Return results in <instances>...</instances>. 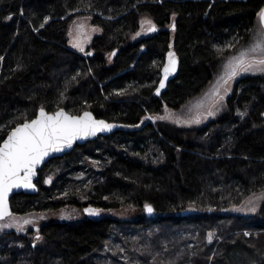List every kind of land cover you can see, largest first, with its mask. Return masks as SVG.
Returning a JSON list of instances; mask_svg holds the SVG:
<instances>
[{
  "label": "trees",
  "instance_id": "obj_1",
  "mask_svg": "<svg viewBox=\"0 0 264 264\" xmlns=\"http://www.w3.org/2000/svg\"><path fill=\"white\" fill-rule=\"evenodd\" d=\"M263 7L0 0V142L41 107L132 126L75 143L38 170L34 193L11 196L15 214L66 205L100 214L1 232L0 264H264V200L253 214L222 212L264 192V73L241 76L207 122L160 119L209 86L249 42ZM79 15L101 29L83 51L68 46ZM143 17L156 30L132 39ZM170 50L176 71L156 95ZM122 208L137 215L111 214Z\"/></svg>",
  "mask_w": 264,
  "mask_h": 264
},
{
  "label": "snow or ice",
  "instance_id": "obj_2",
  "mask_svg": "<svg viewBox=\"0 0 264 264\" xmlns=\"http://www.w3.org/2000/svg\"><path fill=\"white\" fill-rule=\"evenodd\" d=\"M260 24L264 25V9L258 13ZM148 31H155V25L147 21ZM43 27V25H41ZM173 29L175 25H172ZM140 33H137L139 35ZM74 46L83 51L80 43ZM168 64L164 66V80L168 78L170 72L175 71L174 53H169ZM224 73L219 78L217 85L210 94L212 105L217 99L223 100L220 95V84H228L240 72L264 71V28H261L259 38L247 50H242L237 56L232 57L223 66ZM164 80L160 82V88L164 87ZM160 89H157L159 94ZM225 94L228 89L225 88ZM210 107L207 115H213ZM202 113H197L192 118V122L199 123ZM170 116L160 117V119H169ZM113 125L106 124L103 120L97 121L90 112H84L83 115H70L64 109H59L49 114L43 107L39 110V115L30 122L14 128L7 139L0 144V219L10 216L8 210L7 198L9 192L15 188L23 186L25 188L34 187L32 177L35 175V169L45 157L52 152H59L65 146L71 147L73 141L78 138L93 136L98 131L110 129ZM251 203V201H250ZM146 208L152 211L151 206ZM85 211H97L89 210ZM255 211V206L251 208ZM31 223L30 220H24V224ZM247 235V233H246ZM211 238V237H210Z\"/></svg>",
  "mask_w": 264,
  "mask_h": 264
},
{
  "label": "rangeland",
  "instance_id": "obj_3",
  "mask_svg": "<svg viewBox=\"0 0 264 264\" xmlns=\"http://www.w3.org/2000/svg\"><path fill=\"white\" fill-rule=\"evenodd\" d=\"M147 21H151L148 17H143L140 21V29L136 32L132 39H138L143 36H147L153 31H148V23ZM257 24L254 27L252 37L250 38L249 42L239 48V50L232 56H230L223 64V66L234 56H237L242 50H247L256 40L259 38V33L261 28H264L262 24L259 22V17L257 20ZM152 22V21H151ZM101 33V29L93 24H91V18L87 15H79L76 16L68 31V46L72 49L79 50V47L74 46L77 43H80L83 48H85L92 38ZM137 33H140L137 35ZM171 50L168 52V54ZM175 59V58H174ZM169 57L165 65L168 64ZM164 65V66H165ZM222 66L221 72L217 75L213 81L209 84V86L197 97L193 100L188 102L184 105L181 109L177 111H170L166 110L161 116L166 117L170 116L169 120L184 124L190 125L195 124L192 122V118L197 115V113H202L200 118V122L196 124H202L204 122L209 121L210 119L214 118L223 108L225 101L228 98V95L232 93L234 86L238 79L241 76L255 74V73H264V71H247V72H240L235 78L228 82V84H220V95L224 98L223 100L217 99L215 105H212V100L210 94L213 91V88L217 85L219 78L224 73V67ZM164 68V67H163ZM163 72V71H162ZM225 88L228 89L227 93L225 94ZM212 108L214 112L213 115H207V111L209 108ZM153 121L155 117L152 116L151 118ZM50 180V179H49ZM264 200V192H257L249 195L246 197L239 205H233L228 208L223 209V213L225 214H253L258 209L259 205ZM251 201V203H250ZM255 206V211H251V208ZM84 206L76 207V206H63L56 210H46V211H30L23 214H15L11 213L10 216H6L3 219H0V233L4 231H13L15 233H26V232H36L39 226L43 223L50 222V221H57V220H78L79 218L86 215L83 210ZM91 212V211H90ZM136 211H133L129 208H122L117 209L111 212L112 215L119 216V217H133L136 214ZM103 214V213H102ZM24 220H30L31 223L24 224ZM211 239L214 238V235H209ZM209 238V237H208ZM210 239V240H211ZM209 240V241H210Z\"/></svg>",
  "mask_w": 264,
  "mask_h": 264
},
{
  "label": "water",
  "instance_id": "obj_4",
  "mask_svg": "<svg viewBox=\"0 0 264 264\" xmlns=\"http://www.w3.org/2000/svg\"><path fill=\"white\" fill-rule=\"evenodd\" d=\"M263 9H264V7H263ZM263 27H264V25H263ZM175 71H176V64H175ZM175 71L170 72V74L168 75V78H167L166 80H164V73L162 74L161 80H164V87H165L167 81L173 76V74L175 73ZM161 80H160V82H161ZM160 82H159V86H158V88L160 89L159 94H160V92L164 89V87H163V88H160ZM159 94H157V90H156V95H159ZM60 109H61V108H60ZM57 110H59V109H57ZM57 110H55V111H53V112H48V113L51 114V113L56 112ZM64 111L67 112V113H69V112L66 111L65 109H64ZM46 112H47V111H46ZM84 112H90V113L92 114V117H93L95 120H97V121L103 120L106 124L113 125V127L110 128V129H107V128H106V129H104V130H102V131H98V132H97L95 135H93V136H87V137L78 138V139H76L75 141H73L71 147H67V146H65L61 151H59V152H52V153H50L47 157H45L44 160H43L40 164H38V165L36 166V169H35V175L32 177V185H34V187H28V188H25V187H23V186L15 187V188H13V189L9 192V194H8V198H7V205H8V210H9L10 213H12L11 208H10V202H9L11 196H12L13 194H15V193H19V192H24V193H34V192L36 191L35 180H36V178H37V172H38L39 169H41V168L43 167V165H44L45 163L48 162L49 159H51V158H53V157H59V156H62L63 154L69 152V151L71 150L72 146H73L75 143L82 144V143H84V142H86V141H88V140H92V139H94L98 134H108V133H111V132H113V131H115V130H117V129H130V128H132V126H128V125L120 124V123H115V122H109V121L105 120L104 118L96 117L91 111H83V112H81L80 114H71V113H69V114H70V115H83ZM38 115H39V110L37 111V113L35 114V116L32 117L31 119H29V120H25V121H23V122H21V123L16 124L12 129H10V130L7 132L6 136L3 138V140L0 142V144H2L3 141H4L5 139H7L8 135L11 133V131H12L14 128H16L17 126L23 124V123L26 122V121H29V122H30L32 119H35ZM143 122H144V121H142L140 125H142ZM146 210H147V208H146ZM147 211H148V210H147ZM147 213H149V211H148ZM5 217H6V216H5ZM5 217H3V218H5ZM3 218H2V219H3ZM209 235H210V232L208 233V237H209ZM210 239H211V238H208V240H210Z\"/></svg>",
  "mask_w": 264,
  "mask_h": 264
},
{
  "label": "flooded vegetation",
  "instance_id": "obj_5",
  "mask_svg": "<svg viewBox=\"0 0 264 264\" xmlns=\"http://www.w3.org/2000/svg\"><path fill=\"white\" fill-rule=\"evenodd\" d=\"M90 208H91V206H88V207H87V205L84 206L83 210H84V212L86 213V215L90 216V215L92 214V212H93V213L96 212V213L100 214V212H98V211H92V212H90V211H85L86 209L92 210V209H90ZM102 213H103V212H102ZM103 214H105V213H103Z\"/></svg>",
  "mask_w": 264,
  "mask_h": 264
},
{
  "label": "bare ground",
  "instance_id": "obj_6",
  "mask_svg": "<svg viewBox=\"0 0 264 264\" xmlns=\"http://www.w3.org/2000/svg\"><path fill=\"white\" fill-rule=\"evenodd\" d=\"M160 79V78H159Z\"/></svg>",
  "mask_w": 264,
  "mask_h": 264
}]
</instances>
